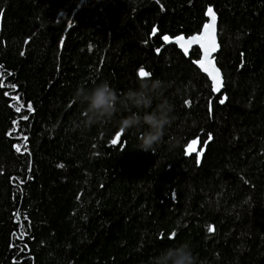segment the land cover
Masks as SVG:
<instances>
[{"label": "trees", "instance_id": "trees-1", "mask_svg": "<svg viewBox=\"0 0 264 264\" xmlns=\"http://www.w3.org/2000/svg\"><path fill=\"white\" fill-rule=\"evenodd\" d=\"M209 8L217 94L198 47L163 39L198 35ZM0 13V264H177L185 245L195 264H264V0H0ZM141 68L176 117L154 154L133 132L113 145L111 123L75 128L78 85L123 93Z\"/></svg>", "mask_w": 264, "mask_h": 264}, {"label": "clouds", "instance_id": "clouds-1", "mask_svg": "<svg viewBox=\"0 0 264 264\" xmlns=\"http://www.w3.org/2000/svg\"><path fill=\"white\" fill-rule=\"evenodd\" d=\"M166 89L167 83L159 78L140 80L138 86L123 93H118L107 80H101L92 87L78 85L72 93V100L82 106V111L72 123L77 129L111 123L116 133L133 132L137 149L154 154L176 119L174 105L164 98ZM186 249L185 245L178 253L180 259L177 264H195Z\"/></svg>", "mask_w": 264, "mask_h": 264}, {"label": "snow or ice", "instance_id": "snow-or-ice-1", "mask_svg": "<svg viewBox=\"0 0 264 264\" xmlns=\"http://www.w3.org/2000/svg\"><path fill=\"white\" fill-rule=\"evenodd\" d=\"M210 18H211V22L209 24H206L204 26L205 28V33L203 36L201 37H193L192 40L193 41H201V46L205 48V57L206 59L204 61L200 62V67L204 69L205 72H208V74L211 76L213 82H214V89L215 90H219L220 87H222L223 81H222V77L220 74L219 69H216L213 65H212V61L207 59L208 56L211 55V52L215 51V36H214V29H215V21H216V15L213 12V10L211 8L208 9V13H207ZM0 15H2V13H0ZM153 34H155L156 29L154 28L153 30ZM163 39L165 41L169 40L168 36H164ZM184 38L183 37H178L177 38V43H180V41H183ZM189 43H191V41H189ZM180 46L183 48L184 44H180ZM187 49H185L186 51ZM211 67V71L209 70V68ZM138 75L143 79V78H148L150 76V73L146 70H144L143 68H141L139 70ZM224 101L221 100V103H223ZM29 108H31V106H29ZM19 111V108L17 109ZM208 139H211V136L208 137ZM121 141V132H117L115 135V138L111 141V143L113 145L118 144ZM198 143L197 140H193L191 144L188 145L187 147V153L191 154L192 152L195 151V145ZM17 151H19V148H17ZM201 153H197V157L201 156ZM199 162V161H197ZM213 228H209V231H213Z\"/></svg>", "mask_w": 264, "mask_h": 264}, {"label": "water", "instance_id": "water-1", "mask_svg": "<svg viewBox=\"0 0 264 264\" xmlns=\"http://www.w3.org/2000/svg\"><path fill=\"white\" fill-rule=\"evenodd\" d=\"M213 12H214V10H213ZM207 13H208V10L206 12V17H207L206 24H209L211 22V18H210V16ZM204 26L201 29V32L198 35H195L194 37H201V36L204 35V33H205ZM214 36H215V46H216V48H215V51L211 52V55L208 56L207 59L212 61V65L216 69H219L218 66H217L216 60H215L216 55L220 51V44H219V39H218V19H217V16H216V21H215ZM176 41H177V39H173V40L169 39L168 41H165V42H166L167 45H177L179 47V49H181L186 56L188 55V53H189V51L191 50L192 47H198V49L200 51V58H199V60H197L195 62V66L200 71V73L202 75H204L209 80V82L211 84V87H212V91L214 92V94L219 93L223 89V84H222V87H220L218 91L215 90L214 89V82H213L211 76L208 74V72H205L204 69L200 67V62L204 61L206 59V57H205V48L201 46L202 42L201 41H193L192 38H191L189 40H185V41L182 42V44H184V47L182 48L180 46L181 43H177ZM189 41H191V43H189ZM185 49H187V50L185 51ZM209 70L211 71V67L209 68ZM219 71H220V69H219ZM220 74H221V77H222L221 71H220ZM222 81H223V78H222Z\"/></svg>", "mask_w": 264, "mask_h": 264}, {"label": "rangeland", "instance_id": "rangeland-1", "mask_svg": "<svg viewBox=\"0 0 264 264\" xmlns=\"http://www.w3.org/2000/svg\"><path fill=\"white\" fill-rule=\"evenodd\" d=\"M191 144V143H190ZM198 150V145L196 144L195 145V151H197ZM202 152V150L201 151H199L198 153H201Z\"/></svg>", "mask_w": 264, "mask_h": 264}]
</instances>
